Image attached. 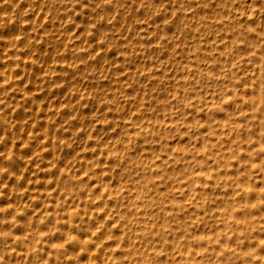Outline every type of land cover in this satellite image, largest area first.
I'll return each instance as SVG.
<instances>
[{
    "label": "bare ground",
    "instance_id": "1",
    "mask_svg": "<svg viewBox=\"0 0 264 264\" xmlns=\"http://www.w3.org/2000/svg\"><path fill=\"white\" fill-rule=\"evenodd\" d=\"M26 1H27V3H30L33 0H26ZM47 1H49L50 3H54L57 1L58 4L61 3L59 5H62V3L67 4V0H43L42 2L45 3ZM87 1H88V4L90 5L89 7L90 8L92 7V9H94L95 13L98 14V17H100L101 20L104 21L106 29L111 31V32L115 31L117 34H121V39L126 43L127 47L133 48L132 51L135 52V54H141L144 51V48H142L143 46L137 47L138 46L137 44H139L141 46V44L143 43L144 40H148L149 38L151 39L152 33L157 31V37L153 41L155 43L156 42L157 43L162 42V43L166 44L165 46L169 49V52H171L170 54H174V56L172 58L176 59L178 61V63L176 65H173V66H171V65L170 66H164V65H166V64H164L163 66L165 69L162 70V73H159L158 75L156 74L158 76L157 80H158L159 86L160 85L163 86L162 89H159L158 94L154 95L153 93H151L154 90L155 91L158 90V88H159V87H157L158 85L152 86L153 89H151V92H149V93H146V92L142 93L141 92L139 101H141V103H140L141 105L142 104L144 105V106H141L143 108H139L140 106L137 108V107H135L136 106L135 105L134 107L137 108L135 111H131L132 109L131 110L126 109L127 111L124 110L122 108L123 105L121 107L122 103H120V101L118 99L119 95H117V93L118 94L124 93L123 91H124V88H126V87H124L125 85L123 86V84H121V85L118 84V85H115L116 89H114V88H113L114 90L112 89L110 97H107L106 93L101 92L102 95L97 97V99L95 100L96 106L100 105L102 107L101 115H96V114L91 115L92 114L91 113L88 116V114H87L88 118H87V116H86V118L88 120H84L83 118H81V117H84L81 115V114H83V112L80 113L79 110H76L74 108H73L74 110H72V111H70V109H69L68 114L64 113L65 119H68V117L74 118V117H77L78 115L81 116L79 118H81V120H84L82 122L85 123V125H86V128L84 130L85 133L87 134L86 137H90L92 139V147H91L90 152H89L91 154V156H90V154H89V157H86L84 155V158H85L84 163L86 164V165H84L85 168L83 170L81 169L82 171L80 173H76L74 171L73 174L71 175V176H73L76 183L79 185L80 192L79 191L75 192L76 197H78V199H77V201L72 199L73 200L72 203H74L72 205L73 208H72V206H69L68 213L72 217L70 219H73L72 221L77 222L78 225L81 227H80V230L76 231L75 233H70L69 232L70 230L64 231V234L66 235V236H64L65 242H66V240H67V242L65 244L63 243L64 245H62V246H64L66 248V250L69 251V253H68L69 257H66V258H68L67 260H69V259L71 261L73 260L76 262V264L77 263L78 264H90V262L92 264H229L230 262L228 261V259L233 254H239L242 259L245 258L247 255H251V257L254 258L255 255L252 256V254L254 252L252 251V248H251L252 247V241H251L252 236H251V234H252L253 230L255 229L254 227L256 225H259L260 227L264 226V0H166L163 2H162V0H157L158 1V2L156 1L157 4L153 3L152 5H151L150 1L138 0L139 2L138 1L136 2L139 4L138 8L136 7L137 10H135L136 12L135 11L133 12L134 14H132V16L131 15L129 16L128 15L129 13L127 14L126 12L131 9L130 4L135 2V0H123L124 7L121 6L122 10L116 9L117 7H115V4L119 0H87ZM8 2H11V1H8ZM69 2H71V1L69 0ZM77 2H80V0ZM147 2L150 4H148L149 6L146 5L148 8L147 7L145 8V3H147ZM1 3H0V5H1ZM73 3H75V2H73ZM159 3H164L163 7L162 6L160 7ZM54 4H56V3H54ZM13 5H14V3H13ZM30 5L28 6V4H27V6L24 9L29 8ZM49 6H51V5L49 4ZM49 6H47V9ZM70 6H68V7H70ZM74 6H77V5H74ZM74 6L71 7L72 10L74 9ZM83 6H81V7H83ZM37 7L39 9V10L38 9L37 10L41 11L40 8H42V7L39 8L38 5H37ZM45 8H44V10H45ZM66 9L68 10V8H66ZM66 9H64V10H66ZM148 9H150L151 11H148ZM37 10H36V12H38ZM64 10H62V12ZM160 10L164 11L165 13L160 12ZM58 12L56 14L52 15V18L57 20V22H54L55 20L52 22L55 23V24L54 23L53 24H54V26L56 25V29L58 30L57 32L60 33V35H61L62 32H67L71 28V26L73 25V24H69V22H67V21H70L71 19L74 20V18H76V17H74V18L72 17V15H74L71 13L72 11L69 12L72 15L68 14L66 11H64L63 13L60 12V14ZM159 12L161 14H159ZM13 13H14V10H13ZM27 13H29V11ZM44 13H48V11L45 10ZM8 14H9V12H8ZM21 14L23 15L24 13L21 12ZM4 15H5V13H4ZM32 15H34V14H32ZM35 15H34V17H35ZM38 15H39V13H38ZM48 15L51 16L50 14H48ZM19 16H21V15L19 14L17 16V18ZM0 17H1V15H0ZM38 17H40V16H38ZM49 18H51V17H49ZM80 18H81V16H80ZM88 18H89V16H88ZM90 18H92V17H90ZM8 19H10V18H8ZM42 19H44V18H42ZM94 19H96V18H94ZM1 20L2 19H0V21ZM19 20H20V18H19ZM79 21L81 22V20H79ZM166 21L168 24L171 23L170 27L165 26ZM10 22H11V20H10ZM42 22H44V21H42ZM23 23H26V22L24 21L21 24H23ZM27 23H28V21H27ZM75 23H77V21ZM38 24H40V23H38ZM42 24L43 23H41V25ZM53 24L51 23V25H53ZM99 24L102 25L103 23L99 22ZM29 25L30 26L32 25V27H33L32 23ZM77 25L74 26V28L77 27ZM100 25H99V27H102ZM92 26H93V23H92ZM10 27L12 28L11 25H10ZM27 27H29V26H27ZM8 28H9V25H8L7 29ZM35 28H39V27H35ZM40 28L43 29V27H41V26H40ZM0 29L3 30V28H0ZM49 30H46V32H48ZM55 30H53V31L55 32ZM18 31H19V28H18ZM18 31L16 33H18ZM54 32H53V34H54ZM81 32H79L80 35L82 34ZM86 32L88 33V29H87V31H85V33ZM106 32L109 33L108 31H105V33ZM28 33H26V34H28ZM105 33H104V35H105ZM4 34H5V32H4ZM7 34H9V33H7ZM30 34H32V33H30ZM102 34H103V31L100 35H102ZM113 34H110V35L113 36ZM38 35H40V37L42 36L41 34H38ZM38 35H37V37H38ZM64 35H67L66 38L68 37V34L64 33ZM100 35L99 34H97V36L95 35L96 36L95 38L94 37L92 38L90 36L93 40L96 41L95 43H94V41H92V43H94V47L92 46L93 48H91V47L88 48L87 47L88 44L87 45L86 44L81 45V46L77 45V47L74 46L75 47L74 52L72 53L71 56H68L70 61H66L67 62L66 64H64L65 62L61 63L60 60H62V59H60L59 60L60 63H58V64H61V65L56 66L55 65L56 61H55L54 65L56 67H54L51 64L53 62L50 61L51 62L50 63L49 60L48 61L46 60L47 62L44 63L45 64L44 71L48 72V74L50 72L49 76L50 77L52 76V79L54 78V76H53L54 72H56V74H61V75L63 74L65 76V79H66V81H65L66 84H68V83L71 84V82L76 80L75 77H77V76L80 77V75H82V79L83 78H85V79L91 78V80L94 83H96V85H98L101 81V79H99V78H100V76H102V74L104 72L102 68H104L106 65L107 66L110 65L109 59L107 62V56L109 55L108 53L110 52L108 49L111 48L107 44H106V47L103 48L104 44H103L102 40H105V38L102 39V37ZM110 35H109V38H110ZM4 36H6V35H4ZM85 36H87V35H85ZM15 37H14V39H15ZM43 37L44 36H42V38ZM56 37L53 38V41L56 39ZM83 37L81 39H83ZM117 37H119V36H117ZM61 38L63 39L62 41L65 42V40H66V39H64L65 37L64 38L61 37ZM3 40H4V38H3ZM71 40H73V39H71ZM71 40H70V42H71ZM4 41H6V38ZM4 41L2 43H4ZM46 41H48V40H46ZM62 41H61V46L58 45V47H57V48H60V51H62V49H63L62 48ZM66 41L69 42L68 39ZM86 41H89V39ZM86 41L84 40V42H86ZM111 42H112V40H111ZM28 43H30V41H28ZM28 43H26V45L22 44V45H24L23 46L24 48H25V46L27 47V50H28V47H30V45L27 46ZM44 43H45V41H44ZM65 43L63 45L64 48H65ZM115 43L113 42V44H114L113 46H116ZM144 43H145V41H144ZM155 43H154V45L157 44V43L156 44ZM38 44H40V43H38ZM70 44H73V43H70ZM50 46H51V44H50ZM122 46H119V47L121 48ZM149 46L150 45H148L147 47L149 48ZM19 47L20 46H18V48ZM39 47H40V45L38 46V48ZM46 47H47V45H46ZM70 47H72V46H70ZM150 47H153V46H150ZM163 47H161V48H163ZM158 48H159V46H158ZM2 49L4 50L3 46H2ZM19 49H21V48H19ZM34 49H35V47H34ZM23 50L24 49H22V51ZM71 50L72 49H70L69 51H71ZM129 50H130V48H129ZM13 51H16V50H13ZM148 51L150 52V50H148ZM1 52H2V54H4L2 50H1ZM33 52H35V51H33ZM36 52H38V51H36ZM113 52L116 53L115 51H113ZM119 52H120V50H119ZM119 52H118V54H119ZM149 52H147V53H149ZM54 53H52V54H54ZM67 53L69 54L70 52H67ZM42 54H44V53L42 52ZM59 54H60V52H59ZM97 54L100 56V57H98V59L100 58L99 64H101L100 65L101 68L100 69L98 68V70L97 69L94 70L93 66L91 64L92 63L91 58H93V61H94L95 60L94 57ZM131 54H132V52H131ZM131 54H130V57H131ZM164 54H165V52H164ZM113 55H115V54H113ZM120 55H122V54H120ZM147 55H148V62H149L150 58H152V57L149 58V54H147ZM2 56H0V57H2ZM82 56L84 58H86L87 60L88 59H91V60H88V61L83 60L82 61L80 59ZM27 57H29L27 59H30V61H32L33 63L35 61L38 63L37 58H35L31 54H30V56L28 55ZM108 57H110V56H108ZM112 57H114V56H112ZM123 57H125V55ZM136 57H137V55H136ZM141 57H143V55L140 56L139 58L137 57L139 59V61L142 59ZM11 58H13V57H11ZM16 58H17V56H16ZM76 58L80 59L79 61H77L78 63L74 62ZM156 58H157L156 61H158V63H159V61H162V59L161 60L158 59V56L157 57L155 56V59ZM4 59L5 58L3 57V60ZM14 59H15V57H14ZM24 59L25 58H23V60ZM52 59H50V60H52ZM111 59H113V58H111ZM124 59H126V58H124ZM3 60H0L1 61V63H0V87H2V88H3L4 84L7 83V81H6L7 78L8 77L11 78L12 76H14L13 75L14 70L10 66V62L8 61L9 58H8V60L7 59L4 61ZM41 60H42V58H41ZM63 60H65V59H63ZM66 60H67V58H66ZM151 60H153V59H151ZM113 61H114V59H113ZM132 61H134V60L132 59ZM144 61H145V59H143L142 62H144ZM20 62H19V64H20ZM24 62H23V64H24ZM153 62H155V60ZM40 63L38 64L39 66H37V67H42V66H40ZM132 63L134 64V62H132ZM146 63H144V64H146ZM116 64H117V62H116ZM133 64H131V65H133ZM93 65H95V63ZM22 66H24V65H22ZM32 66H31V68H32ZM112 66L116 67L117 65L115 66V64H114ZM128 66H129V64H128ZM16 67H14V68H16ZM114 67L111 68V70L115 69ZM133 67H136V66H133ZM148 67H149V65H148ZM107 68H109V66ZM42 69H43V67H42ZM120 69H121V67H120ZM135 69H136V72H138L137 67ZM141 69L143 71V68H141ZM148 69H146V70H148ZM22 70L24 71L23 68H22ZM115 70H117V69H115ZM155 70H157V72H158V69H155ZM29 71L27 73H29ZM33 71H35V70H33ZM85 71H87L89 73H85ZM95 71H98L99 74H97ZM119 71H122V70H119ZM119 71H117V72H119ZM126 71H128V70H126ZM45 72H43V73L45 74ZM131 72H133V71L131 70ZM150 72H151V70H150ZM43 73H42V75H43ZM116 74H114V75L119 77L121 75V72H120V74H118V73H116ZM134 74H136V73H134ZM140 74H142V73H139V76H140ZM143 74H145V73H143ZM146 75H144V76H146ZM15 76H17V75H15ZM30 76L32 77V75H30ZM103 76H105V78H106L107 75L103 74ZM22 77L23 76H21L20 78H22ZM134 77H137V76H134ZM152 77L154 80V76H152ZM152 77H150V79ZM85 79H84V81H85ZM102 79H104V78H102ZM26 80H28V79H26ZM108 80H109V78L107 79V81ZM145 80H147L146 77H145ZM22 81H24V80H22ZM81 81H83V80H81ZM130 81H133V80H130ZM4 82H6V83H4ZM48 82H49V80H48ZM61 82H62V84L64 83V81H61ZM104 82H106V81H104ZM75 83H77V82H75ZM123 83H124V80H123ZM131 83L132 84H129V85L133 88L134 83L133 82H131ZM40 84H41V81H40ZM62 84H60V85H62ZM135 84H137V83H135ZM37 85H39V84L36 83L35 81H33V83L31 84L30 92H29L30 94L27 93L29 95H32L31 97H33V98H35L34 90H37ZM54 85H56V84H54ZM58 85L59 84H57V86ZM75 85H76V88H75L76 89L75 90L76 95L77 96L79 95V98L83 101L87 100L88 95H89V93L87 92L88 90L86 91L85 87H83V85L79 82ZM96 85H95V87H96ZM141 85L143 86V85H145V83H143ZM11 87L13 89V86H11ZM11 87H10V90H11ZM27 87H30V86H27ZM95 87H94V90L96 89ZM131 87H129V88H131ZM136 87H138V86H136ZM17 88L19 89V87H17ZM51 88H52V86H51ZM139 89L140 88L138 87L137 91ZM7 90H8V88H7ZM20 90L25 91V88H23V86H22L20 88ZM42 92H43V90H42ZM36 93H39V91H37ZM135 93H137V92H135ZM27 94H26V96H27ZM139 94H140V92H139ZM124 95H125V93H124ZM56 97H57V95H56ZM122 97H123V95H122ZM124 97H126V96H124ZM61 98H63V97H61ZM124 99H126V98H124ZM130 99L131 98L129 97L128 100H130ZM1 100H0V102H1ZM132 100H135V97H134V99L132 98ZM137 100H138V98L136 99V102H137ZM54 101H55V99H54ZM66 101H68V100H66ZM44 102H45V100H44ZM60 102H62V101H60ZM60 102H59V104H60ZM126 102L128 103V101H126ZM26 103H28V102H26ZM131 103H133V102H130V104ZM59 104H57V105L60 106ZM137 104H138V102H137ZM45 105L46 104H44V106ZM62 105H64V104H62ZM83 105H82V107H83ZM87 105H88V103H87ZM94 105H95V103H94ZM62 107H64V106H62ZM128 107H130V106H128ZM14 108H16V107L14 106ZM31 108H32V106H31ZM39 108H41V106L38 104L37 109L39 110ZM52 108H50V110ZM130 108H128V109H130ZM12 109H13V107H12ZM54 109H56V107H54ZM58 109H60V108H58ZM1 110H0V112H1ZM6 111H8V110L6 109ZM6 111H5V113H7ZM95 111L96 110H94V112ZM8 112L10 114L11 109ZM112 112H116V113L120 112L122 114L121 118H123V119H121L122 121L121 120L119 121L118 118H117V120L119 122H116V120L114 121L113 119H109V120L105 121L106 119H108L109 114ZM38 113L37 114L34 113V114L38 115ZM120 113L118 115H121ZM46 115L49 117L51 115V113L47 112ZM8 116L11 118V114ZM3 120H4V118H3ZM39 120H41V119H39ZM45 120H47V119H45ZM9 121L5 122V123H9ZM24 121H26V120H24ZM19 122L21 123V121H19ZM49 123H52V122H48V124ZM65 124L67 125V123H65ZM5 125H7V124H5ZM45 126H46V124H45ZM24 127H25V132L23 133V140L20 142L22 144L26 145L27 147H32L34 152L35 151L37 152L39 150L38 147H41V151H42V148L44 145L42 142L45 139V136H43V134L41 133L42 131L41 132H35L36 127L34 126V124L32 125L31 122H30V124H28ZM55 128L58 129L57 127H55ZM97 128H99L100 131L102 129L107 130L110 138H113V133L116 132L117 135L115 134V136H118V141L110 139V138L103 140L102 137L99 136V135H102L103 133L100 134L101 133L100 132L99 135H97V133H96ZM22 129H19V130L21 131ZM80 130H81V127H80ZM75 132H77V131H75ZM5 133H6V131H5ZM56 133H58L57 130H56ZM71 133L72 132H70V135H71ZM79 133L82 134V132H79ZM105 133L107 134V132H105ZM52 134H54V133H52ZM73 134H75V133H73ZM70 135H69V139H70ZM11 136L9 135V139ZM31 136H33L32 140L30 139ZM185 136H187V140H189L188 144L187 143L185 144L184 142H182V139L185 138ZM57 137L59 138V142H63V137L61 135L57 136ZM77 138H78V136H77ZM52 139H53V137L51 138V140ZM32 141H35L34 145H32L33 144ZM47 141L49 142L50 140H47ZM2 142H3V140H2ZM67 143H69V142L67 141ZM5 144H6V142H5ZM18 144H19V142H18ZM22 144H19V145L22 147L23 146ZM12 145H13V143H11V146ZM45 145H44V147H45ZM26 146H24V147H26ZM5 148H7V147H5ZM74 148H75V146H74ZM54 149H55V147H54ZM82 149L83 148L81 147V150ZM11 150H13V149H11ZM51 150H53V147ZM5 151L0 152V154L4 153ZM60 151H61V149H60ZM25 152H26V150H25ZM21 154L22 153H18L17 155L19 157H16L17 159L11 160V165H16V167L18 166V167L24 168L30 164L31 159H26V157L23 158V156ZM33 154L34 153H32V155ZM46 154H47V152H46ZM93 154H97L96 157L98 159L97 158L93 159ZM200 154H203L205 156V160H203L204 162H203L202 166L199 167V164H198V167L195 168L193 165L190 164V162L196 160L195 161V163H196L198 160V156ZM32 155H31V158H32ZM12 157H14V156H11L10 159ZM29 158H30V156H29ZM35 159H37V157ZM46 159H47V157H46ZM68 159H70V158H68ZM109 159L111 162V171L108 170V173L106 172L107 173L106 174L104 171L105 169L103 167H101L102 165H100L99 170L96 169L95 163H98V162L103 160L102 162L105 164L108 162ZM57 160H59V159H57ZM8 161H9V159H8ZM4 162H6V161H3V163ZM3 163H2V165H3ZM59 163H60V160H59ZM73 164H75V163H73ZM37 165H38V163H37ZM40 166H41V164H40ZM97 166H99V165H97ZM47 167H49V166H47ZM47 167H46V169H47ZM4 168H6V167H4ZM4 168H2V170ZM13 168H14V166H13ZM30 168H32V171H33V168H35V167L32 166ZM49 168H51V167H49ZM113 168H119L118 170L120 172H118V173L116 172L118 174V177L116 176L117 174H115V176H114V174L112 172ZM42 169H43V164H42ZM60 169H62V168H60ZM176 169H178V171H176ZM7 170H8V168H7ZM9 170H10L11 174H13V173L17 174V173H15L14 170H13L14 172L12 171V167H10ZM52 170H54V169H52ZM29 171H31V170L29 169ZM29 171H28V173H29ZM39 171H37V172H39ZM98 171H101V172L98 173ZM0 172H2V171H0ZM20 172L21 171L19 170V174L22 173V172L21 173ZM41 173H43V172H41ZM60 173L58 172V174H60ZM89 173L91 174V176H92V174L94 176L99 175V177H97V178H99L100 181H101V179H106L107 181L103 180V182H101V184L99 183L100 185L98 184L97 187H95V185L92 186V185L83 183V181H84L83 180V174H89ZM29 175H30V173H29ZM62 175L63 174H61V176ZM17 176L18 175H16L15 178H17ZM20 176H18V177H20ZM94 176H93V179H94ZM124 176H126L128 178V179H126V181L125 180L123 181ZM5 177H6V175H5ZM5 177H3V179ZM58 177L60 178L59 175H58ZM39 178H37V179H39ZM45 178H43V180ZM47 178H52V177H47ZM57 178H55V179H57ZM8 179L10 180V178H8ZM29 179H31V178H29ZM6 180H7V178H6ZM129 180H130V183H127ZM25 181H26L25 183L23 182L25 185L22 183L23 187H25V188H23V187L22 188H23V191H24V189H26L28 192L29 187L31 186L29 184L30 181L26 180V179H25ZM33 181H35V180H33ZM50 181L48 180L47 182H50ZM71 181H69V183ZM5 183H6V185H8L7 184L8 182H5ZM91 183H93V180ZM115 183H117V184H115ZM2 184H1V186H2ZM34 184H35V182H34ZM46 184H48V183H45V185ZM56 186L58 187V185H56ZM2 187H4V185ZM6 188H10V187L6 186ZM33 190H36V189H33ZM72 190L74 191V189H72ZM2 191H4L6 194L5 190H2ZM33 192L34 191H32L31 193H33ZM42 192H44V191H42ZM45 192L47 193V191H45ZM28 194H29V192H28ZM58 194H60V193H58ZM12 195L13 194H11V196ZM181 195H184V197L180 198L179 196H181ZM9 196L7 195V197H9ZM48 196H50V195H48ZM20 197H19V199H20ZM39 197H40V195H39ZM39 197L36 198L34 196V197H32V199H30V200H33L32 204L34 206L38 205L39 203H42V204L44 203L43 200L45 198L42 197V199H40ZM70 197H74V196L70 195ZM124 198H126V200H124ZM7 201L8 200H6V202ZM9 201H11V200L9 199ZM180 202H182V203H180ZM10 203H9V205H10ZM55 203H57V202H55ZM63 203L64 202H62V204ZM17 204H19V203H17ZM42 204L40 205L41 207H42ZM49 204H52V203H49ZM5 205H7V204H5ZM22 205H26V204L23 202ZM33 205H31V206H33ZM40 206H38V207H40ZM15 207H16V209L19 210V211H17V212H19V214L22 212V213L27 215L29 213V211L31 210L30 209L31 207H29V206L28 207L27 206L21 207L20 204H19V207L15 204ZM15 207L13 205V209H15ZM43 207L45 208V206H43ZM49 208H50V206H49ZM2 209H3V207L1 208V210ZM30 215H32V213ZM21 216H22V214H21ZM30 218H31V216H30ZM50 219H51V217H50ZM26 220H24V221H26ZM31 220L33 221V219H31ZM66 220H68V219H66ZM1 221H2V219H1ZM37 221H38V219H37ZM34 222H36V221H34ZM56 223H58V222H56ZM67 223H69V222H67ZM43 225L45 226L46 224H43ZM53 225H57V224H53ZM75 225H76V223H75ZM70 227H72V226H70ZM24 228L25 227L23 226V229ZM63 228H65V227H63ZM33 230H34V227H33ZM52 231H55V230H52ZM52 231L50 233H52ZM36 232H37V230H36ZM39 233H40L41 237L44 235V234L42 235L41 232H39ZM27 234H28V232H27ZM46 234H47V232H46ZM261 234H262V232H261ZM15 235L16 234H14V236ZM17 235L19 238V234H17ZM40 235H39V237H40ZM16 236H15V238H16ZM24 237L25 236H23V238ZM27 237H28V235H27ZM27 237H25V238H27ZM36 237H38V236H36ZM59 237H57V239ZM260 238H261V235H260ZM9 239H10V237H9ZM261 240H262V238H261ZM261 240H259L258 242H260ZM57 242L59 243L58 245L61 246V239H59ZM21 243H23V242H21ZM34 243H35V240H34ZM37 243L38 242L36 240V244ZM53 245H55V243H53ZM53 245H50V246L53 247ZM14 246H15V244H14ZM5 248H6V246H5ZM15 249H17V248H15ZM21 249H23V248H21ZM32 249L33 248L30 247L29 252H31ZM45 249H46V247H45ZM47 249H48V247H47ZM49 249H53V248H49ZM12 250H13V248H12ZM18 250H20V249H18ZM261 250H262V248H261ZM25 251L24 252L20 251L14 257L10 258L8 264H29V263H27V259H26L27 254L25 253ZM38 253H40V252H38ZM50 253L51 252H49V254ZM41 254H42V252H41ZM42 255L44 256V254H42ZM256 256L259 257V256H262V254L261 255L257 254ZM3 257H4V255H3ZM263 257H264V255H263ZM35 258H36V256H35ZM230 258L233 259L232 257H230ZM262 258H261V260H262ZM4 259H6V258H4ZM32 259H33V257H32ZM235 259H237V258H235ZM28 260H30V259H28ZM247 261H249V260H247ZM251 261H250V263H251ZM34 262H35V260H34ZM41 262H43V261L40 260L39 263H41ZM256 262H257V260H256ZM247 264H249V263H247Z\"/></svg>",
    "mask_w": 264,
    "mask_h": 264
},
{
    "label": "rangeland",
    "instance_id": "2",
    "mask_svg": "<svg viewBox=\"0 0 264 264\" xmlns=\"http://www.w3.org/2000/svg\"><path fill=\"white\" fill-rule=\"evenodd\" d=\"M8 1H11V2H8ZM18 1V2H17ZM23 1V2H22ZM34 1V2H33ZM32 2H30V3H27V1L26 0H0V3H1V5H0V15H1V17H0V19H2L1 21H0V28H3V30L2 29H0V38L2 39H0V49L3 51V53L5 54H2V52H1V50H0V56H2V57H0V60H3V57L5 58L4 60H8V58H9V62H10V66L13 68V72L15 73H13V75L15 76V75H17V76H12L11 78H7V83L6 82H4V83H6V84H4V86H3V88L2 87H0V100H1V102H0V108L2 109H0L1 110V112H0V122L2 123H0V152H3V151H5L4 153H1L0 154V171H2V172H0V264H8L9 263V259L10 258H12V257H14L17 253H19L20 251L21 252H24L25 250V253L27 254V256H26V259H27V263H31V264H38L39 262H40V260L41 261H43V262H41V263H39V264H76V262L75 261H71L70 259L69 260H67L68 258H66V257H69V251L68 250H66V248L64 247V246H62V245H64L66 242H67V240H66V242H65V237L64 236H66L65 234H64V231H69L70 233H75L76 231H78V230H80V227L81 226H79L78 225V223L77 222H74V221H72L73 219H70V218H72L70 215H69V213H68V208H69V206H72L74 203H72L73 202V200H75V201H77V199H78V197H76V194H75V192L76 191H79L80 192V187H79V185L76 183V181L74 180V178H73V176H71L72 174H73V172L75 171L76 173H80L84 168H85V166L84 165H86L85 163H84V155L86 156V157H89V152H90V149H91V147H92V139L90 138V137H86L87 136V134L85 133V128H86V125H85V123H83L82 121H84V120H88L87 118H88V116L91 114V115H94V114H96V115H101V112H102V107L100 106V105H97L96 106V102H95V100L97 99V97H99V96H101L102 95V93L101 92H104V93H106V96L107 97H110L111 96V91H112V89L114 88V89H116V86L115 85H118V84H123V86L124 87H126V88H124V93H125V95H124V93H120V94H118L117 93V95H119V97H118V99H119V101H120V103H122L121 104V107H122V105H123V109L124 110H131V111H135L139 106V108H143V107H141V106H144L143 104L141 105L140 103H141V101H139V98H140V95H141V92L143 93V92H146V93H149V92H151V89H153L152 88V86H154V85H158L157 87H159L158 88V92L157 91H152L151 93H153L154 95H156V94H158L159 93V89H162V87L163 86H159V83H158V74L159 73H162V70L163 69H165L164 68V66H173V65H176L177 63H178V61L176 60V59H174V58H172L173 56H174V54H170L171 52H169V49L165 46L166 44H164V43H162V42H160V43H155L153 40H155V38L157 37V31H155V32H153L152 33V36H151V39L149 38L148 40H144L145 41V43H144V41H143V43L141 44V46L139 45V44H137L138 46L137 47H142V48H144V51H143V53H141V54H135V52H133L132 51V49L133 48H131V47H127V45H126V43L121 39V34H117L115 31L114 32H111V31H109V30H107L106 29V27H105V24H104V21L103 20H101V18L100 17H98V14L97 13H95V11H94V9H92V7L90 8L89 6V4H88V1L87 0H80V2H77V1H79V0H70L71 2H69V0H67V4H65V3H62V5H59V4H61V3H57V1L56 2H54V3H56V4H54V3H50L49 1H47V2H45V3H43L42 1L43 0H33ZM138 0H135V2H133L132 4H130V6H131V9L129 10V11H127L126 13L130 16H132V14H134L133 12L135 11V10H137V8H138V3H136ZM146 1V0H145ZM147 1H150L151 2V5L153 4V3H156L157 4V0H147ZM157 1V2H156ZM163 1H166V0H162V2ZM7 2V3H6ZM14 3V5H13V3ZM17 2V3H16ZM73 2H75V3H73ZM139 2V1H138ZM12 5H11V4ZM24 5H23V4ZM35 3V4H34ZM48 3V4H47ZM79 3V4H78ZM85 3V4H84ZM27 4H28V6L30 5V7L29 8H26V9H24L26 6H27ZM40 4V5H39ZM42 4V5H41ZM49 4L51 5V6H49ZM81 4V5H80ZM120 4V5H119ZM148 4H150V3H145V8L147 7V6H149ZM163 4L164 3H159V5H160V7L162 6L163 7ZM21 5V6H20ZM23 5V6H22ZM37 5L39 6V8L40 7H42V8H40V10L41 11H38L39 9H38V7H37ZM71 5V6H70ZM74 5H77V6H74ZM84 5V6H83ZM86 5V6H85ZM88 5V6H87ZM137 5V6H136ZM147 5V6H146ZM14 6V7H13ZM47 6H49L48 7V9H47ZM68 6H70V7H68ZM72 6H74V9L72 10ZM81 6H83V7H81ZM121 6H123L124 7V2H123V0H119L116 4H115V7H117L116 9H121L122 10V7ZM135 8H134V7ZM22 7V8H21ZM46 7V8H45ZM56 7V8H55ZM76 7V8H75ZM80 7V8H79ZM137 7V8H136ZM11 8V9H10ZM18 8V9H17ZM33 8V9H32ZM44 8H45V10L46 11H48V13H44L45 12V10H44ZM55 8V9H54ZM66 8H68V10L66 9ZM133 8V9H132ZM141 8V7H140ZM148 8V7H147ZM24 9V10H23ZM29 9V10H28ZM38 9V10H37ZM43 9V10H42ZM64 9H66V10H64ZM81 9V10H80ZM7 10V11H6ZM11 10V11H10ZM13 10H14V13H13ZM23 12L24 14L22 15L21 14V12ZM32 10V11H31ZM35 10V11H34ZM36 10L38 11V12H36ZM56 12H55V11ZM62 10H64V11H66L68 14H74V15H72V17L74 18V17H76V18H74V20L73 19H71L70 21H67V22H69V24H73L72 26H71V28L67 31V32H62V34L60 35V33H58L57 31V29H56V25L54 26V22H57V20H55V19H53L52 18V15L53 14H56L58 11V13L60 14V12L61 13H63L62 12ZM72 12H71V11ZM80 10V11H79ZM93 10V11H92ZM132 10V11H131ZM3 11V12H2ZM16 11V12H15ZM29 11V13H27ZM76 13H74V12ZM131 11V12H130ZM148 11H151L150 9H148ZM8 12H9V14H8ZM12 12V13H11ZM36 12V13H35ZM69 12H71V13H69ZM136 12V11H135ZM160 12H162V13H165L164 11H162V10H160ZM159 12V14H161ZM3 13V14H2ZM4 13H5V15H4ZM38 13H39V15H38ZM78 13V14H77ZM21 15V16H19L18 18H17V16L18 15ZM30 14V15H29ZM32 14H36L35 15V17H34V15H32ZM46 14V15H45ZM48 14H50L51 16H49ZM82 14V15H81ZM88 14V15H87ZM97 14V15H96ZM9 17H8V16ZM12 17H11V16ZM42 15V16H41ZM49 17H51V18H49ZM164 15V14H163ZM3 16V17H2ZM33 16V17H32ZM38 16H40V17H38ZM80 16H81V18H80ZM88 16H89V18H88ZM90 17H92V18H90ZM8 18H10V19H8ZM17 18V19H16ZM19 18H20V20H19ZM31 18V19H30ZM41 18V19H40ZM42 18H44V19H42ZM84 18V19H83ZM87 18V19H86ZM94 18H96V19H94ZM133 18V17H132ZM160 18V17H159ZM15 19V20H14ZM51 19V20H50ZM53 19V20H52ZM98 19V20H97ZM161 19V18H160ZM10 20H11V22H10ZM14 20V21H13ZM35 22H34V21ZM55 20V21H54ZM79 20H81V22L79 21ZM101 20V21H100ZM17 23H16V22ZM20 21V22H19ZM26 22V23H23V24H21L22 22ZM27 21H28V23H27ZM33 21V22H32ZM42 21H44V22H42ZM52 21H54V22H52ZM74 21V22H73ZM77 21V23H75ZM79 21V22H78ZM2 22V23H1ZM10 22V23H9ZM14 22V23H13ZM33 24V27H32V25L30 26L29 24H31V23ZM37 22V23H36ZM48 22V23H47ZM88 22V23H87ZM93 23V26H92V23ZM99 22L100 23H103L102 25H100L99 24ZM13 23V24H12ZM19 23V24H18ZM38 23H40V24H38ZM41 23H43L42 25H41ZM45 23V24H44ZM51 23L53 24V25H51ZM75 23V24H74ZM81 23V24H80ZM91 23V24H90ZM9 25V30L7 29V27H8V25ZM18 24V25H17ZM48 24V25H47ZM79 26H78V25ZM85 24V25H84ZM92 26H90V25ZM100 26H102V27H99V25ZM171 24V23H170ZM170 24H168L167 23V21H166V23H165V26H168V27H170ZM7 25V26H6ZM10 25L12 26V28L10 27ZM23 25V26H22ZM77 25V27H75L74 28V26H76ZM6 26V27H5ZM22 26V27H21ZM27 26H29V27H27ZM40 26L41 27H43V29L42 28H40ZM45 26V27H44ZM84 26V27H83ZM104 26V27H103ZM24 27V28H23ZM35 27H39V28H35ZM49 27V28H48ZM52 27V28H51ZM81 27V28H80ZM99 27V28H98ZM16 28V29H15ZM18 28H19V31H18ZM93 28V29H92ZM98 28V29H97ZM101 28V29H100ZM12 29V30H11ZM14 29V30H13ZM33 29V30H32ZM51 31H50V30ZM56 29V30H55ZM77 29V30H76ZM84 29V30H83ZM87 29H88V33L86 34L85 33V31H87ZM95 29V30H94ZM101 31H100V30ZM31 30V31H30ZM45 30V31H44ZM46 30H49L48 32H46ZM53 30H55V32L53 31ZM74 30V31H73ZM76 30V31H75ZM108 31L109 33H105V31ZM2 31V32H1ZM10 31V32H9ZM13 31V32H12ZM18 31V33H16ZM34 33H33V32ZM82 31V32H81ZM93 31V32H92ZM102 31H103V34L102 35H100L101 33H102ZM4 32H5V34H4ZM12 32V33H11ZM29 32V33H28ZM37 32V33H36ZM53 32H54V34H53ZM79 32H81L82 34L80 35L79 34ZM100 32V33H99ZM7 33H9V34H7ZM26 33H28V34H26ZM30 33H32V34H30ZM45 35H44V34ZM64 33L65 34H68V37L66 38V36L67 35H64ZM75 33V34H74ZM93 33V34H92ZM104 33H105V35H104ZM114 33V34H113ZM6 35V36H4V35ZM18 36H17V35ZM35 36H34V35ZM38 34H41L42 36H44L43 38H42V36L40 37V35H38ZM56 34V35H55ZM59 34V35H58ZM97 34H99L101 37H102V39L103 38H105V40H102V42H103V44H104V46H103V48L104 47H106V44L109 46V47H111V48H109L108 50L110 51L108 54V56H110V57H108L107 56V62H108V59H109V63H110V65H108L109 66V68H107L108 66L106 65L104 68H102L103 69V71L106 73H104L103 72V74L104 75H107L106 76V78H105V76H103V74H102V76H100V78L99 79H101V81H100V83L98 84V85H96V83H94L92 80H91V78L90 79H85V78H83L82 79V75H80V77L79 76H77V77H75V81H73V82H71V84L70 83H68V84H66V79H65V76L62 74H56V72H54L53 73V76H54V78L52 79V76L50 77L49 76V74H50V72H49V74H48V72H45L44 71V68H45V62H47L48 60H49V62L51 61V62H53V63H51L52 64V66H54V67H56L57 65L59 66V65H61V64H58V63H60V61H61V63H64V64H66L67 62L66 61H70V59L68 58V56H71L72 55V53L74 52V49H75V47H77V45L78 46H81V45H87V47L89 48V47H91V48H93L94 47V43L96 42L95 40H93L92 38L94 37H96L97 36ZM110 34H113V36L112 35H110ZM116 34V35H115ZM3 35V36H2ZM37 35H38V37H37ZM53 37H52V36ZM58 35V36H57ZM85 35H87V36H85ZM96 35V36H95ZM105 37H104V36ZM109 35H110V38H109ZM16 36V37H15ZM24 36V37H23ZM57 36V37H56ZM77 38H76V37ZM81 36V37H80ZM84 36V37H83ZM90 38H89V37ZM117 36H119V37H117ZM4 38V40H5V38H6V41H4L3 40V38ZM14 37H15V39H14ZM28 39H27V38ZM34 37V38H33ZM40 37V38H39ZM50 37V38H49ZM56 37V41L54 40L53 41V38H55ZM61 37H65L64 39H68L69 40V42H70V40L71 39H73V40H71V42L70 43H73V44H70L69 42H67L66 40H65V42H63L62 40V38ZM80 37V38H79ZM83 37V39L86 41V40H88L89 39V41H86V42H84V40L83 39H81ZM87 37V38H86ZM114 37V38H113ZM117 37V38H116ZM154 37V38H153ZM17 38V39H16ZM47 38V39H46ZM61 38V39H60ZM75 38V39H74ZM86 38V39H85ZM112 38V39H111ZM9 39V40H8ZM37 39V40H36ZM109 39V40H108ZM117 39V40H116ZM32 40V41H31ZM39 40V41H38ZM46 40H48V41H46ZM51 40V41H50ZM77 40V41H76ZM82 40V41H81ZM107 40V41H106ZM111 40H112V42H111ZM115 40V41H114ZM151 40V41H150ZM4 41V43H2ZM28 41H30V43H28ZM38 41V42H37ZM43 41V42H42ZM44 41H45V43H44ZM59 41V42H58ZM61 41H62V51H60V48H57L58 47V45L59 46H61ZM92 41H94V43H92ZM148 41V42H147ZM6 42V43H5ZM58 42V43H57ZM75 42V43H74ZM89 42V43H88ZM113 42L115 43V45L116 46H113L114 44H113ZM153 42V43H152ZM9 43V44H8ZM14 43V44H13ZM26 43H28L27 44V46H29L30 45V47H28V50H27V47L25 46V48L23 47L24 45H26ZM38 43H40V44H38ZM42 43V44H41ZM55 43V44H54ZM64 43H65V48L63 47V45H64ZM92 43V44H91ZM123 45H121V44ZM154 43L156 44V45H154ZM22 44H24V45H22ZM50 44H51V46H50ZM11 45V46H10ZM14 45V46H13ZM40 45V47L38 48V46ZM46 45H47V47H46ZM148 45H150V46H153V47H150L149 46V48L147 47ZM164 47H163V46ZM2 46H3V48H4V50L2 49ZM18 46H20L19 48H21V49H19L18 48ZM22 46V47H21ZM55 48H54V47ZM70 46H72V47H70ZM75 46V47H74ZM93 46V47H92ZM119 46H122L121 48L119 47ZM158 46H159V48H158ZM10 47V48H9ZM17 47V48H16ZM34 47H35V49H34ZM161 47H163V48H161ZM12 48V49H11ZM30 48V49H29ZM38 48V49H37ZM45 48V49H44ZM72 49L71 51H69L70 49ZM116 48V49H115ZM120 48V49H119ZM129 48H130V50H129ZM166 50H165V49ZM22 49H24L23 51H22ZM40 49V50H39ZM115 49V50H114ZM127 49V50H126ZM150 50V52L148 51V50ZM153 49V50H152ZM13 50H16V51H13ZM119 50H120V52H119ZM123 50V51H122ZM147 50V51H146ZM10 51V52H9ZM33 51H35V52H33ZM36 51H38V52H36ZM55 53H54V52ZM65 51V52H64ZM113 51H115L116 53H114ZM162 51V52H161ZM30 52V53H29ZM42 52L44 53V54H42ZM46 52V53H45ZM59 52H60V54H59ZM67 52H70L69 54L67 53ZM118 52H119V54H118ZM130 52V53H129ZM131 52H132V54H131ZM147 52H149V53H147ZM164 52H165V54H164ZM168 52V53H167ZM29 53V54H28ZM34 53V54H33ZM36 53V54H35ZM52 53H54V54H52ZM111 53V54H110ZM157 53V54H156ZM163 53V54H162ZM7 54V55H6ZM30 54L32 55V56H34L35 58H37V61H38V63L35 61L34 63L32 62V61H30V59H27V58H29V57H27L28 55L30 56ZM43 56H42V55ZM53 56H52V55ZM68 54V55H67ZM113 54H115V55H113ZM117 54V55H116ZM120 54H122V55H120ZM125 55V57H123L124 55ZM127 54V55H126ZM130 54H131V57H130ZM147 54H149V58L150 57H152V58H150V60H149V62H148V55ZM155 54V55H154ZM159 54V55H158ZM170 56H169V55ZM9 55V56H8ZM22 55V56H21ZM47 55V56H46ZM52 57H51V56ZM120 55V56H119ZM134 55V56H133ZM136 55H137V57L139 58L140 56H142L143 55V57H141L140 59V61H139V59L136 57ZM151 55V56H150ZM8 56V57H7ZM16 56H17V58H16ZM19 56V57H18ZM37 56V57H36ZM40 56V57H39ZM42 56V57H41ZM112 56H114V57H112ZM117 56V57H116ZM155 56L157 57L158 56V59H162V61H159V63H158V61H156L157 60V58L155 59ZM168 58H167V57ZM179 56V55H178ZM11 57H13V58H11ZM14 57H15V59H14ZM21 57V58H20ZM50 57V58H49ZM98 57H100L98 54L94 57V61H93V58H91L92 59V66H93V69L94 70H98V68L100 69L101 67H100V65L101 64H99L100 63V58L98 59ZM123 57V58H122ZM136 57V58H135ZM2 58V59H1ZM23 58H25L24 60H23ZM41 58H42V60H41ZM53 58V59H52ZM66 58H67V60H66ZM80 58V57H79ZM111 58H113L114 59V61H113V59H111ZM118 58V59H117ZM124 58H126V59H124ZM147 58V59H146ZM172 58V59H171ZM50 59H52V60H50ZM60 59H62V60H60ZM63 59H65V60H63ZM78 58H76L75 59V61L74 62H77V61H79L80 59L83 61H88V60H91V59H86V58H84L83 56L80 58V59H78ZM97 59V60H96ZM120 59V60H119ZM123 59V60H122ZM132 59L134 60V61H132ZM143 59H145V61L144 62H142L143 61ZM151 59H153V60H151ZM3 60V61H4ZM29 60V61H28ZM47 60V61H46ZM60 60V61H59ZM129 60V61H128ZM137 60V61H136ZM155 60V62H153ZM16 61V62H15ZM21 61V62H20ZM24 62V64H23V62ZM41 63H40V62ZM55 61H56V64H55ZM63 61V62H62ZM81 61V62H82ZM134 62V64L132 63V62ZM151 61V62H150ZM164 61V62H163ZM177 61V62H176ZM19 62H20V64H19ZM32 62V63H31ZM116 62H117V64H116ZM119 62V63H118ZM122 62V63H121ZM139 62V63H138ZM147 62V63H146ZM0 63H1V61H0ZM31 63V64H30ZM37 63V64H36ZM40 63V66H42L43 67V69H42V67H37V66H39L38 64ZM78 63V62H77ZM84 63V62H83ZM95 63V65H93ZM124 63V64H123ZM144 63H146V64H144ZM150 63V64H149ZM13 64V65H12ZM17 64V65H16ZM19 64V65H18ZM44 64V65H43ZM56 66H55V65ZM115 64V66L117 67H114V66H112V65H114ZM119 64V65H118ZM123 64V65H122ZM128 64H129V66H128ZM131 64H133V65H131ZM144 66H142V65ZM164 64H166V65H164ZM17 67H16V66ZM22 65H24V66H22ZM34 67H33V66ZM148 65H149V67H148ZM164 65V66H163ZM16 67V68H14V67ZM31 66H32V68H31ZM98 66V67H97ZM112 66V67H111ZM133 66H136L137 67V71L138 72H136V67H133ZM152 66V67H151ZM21 67V68H20ZM96 67V68H95ZM115 68V69H117V70H115V69H113V70H111V68ZM120 67H121V69H120ZM18 68V69H17ZM20 68V69H19ZM22 68L24 69V71L22 70ZM37 68V69H36ZM141 68H143V71H142V69ZM148 69V70H146V69ZM151 68V69H150ZM154 68V69H153ZM106 69V70H105ZM133 71V72H131V70ZM135 69V70H134ZM154 71H153V70ZM155 69H158V72H157V70H155ZM30 70V71H29ZM33 70H35V71H33ZM119 70H122V71H119ZM126 70H128V71H126ZM130 70V71H129ZM146 70V71H145ZM150 70H151V72H150ZM29 71V73H27ZM112 71V72H111ZM117 71H119V72H117ZM140 71V72H139ZM142 71V72H141ZM149 71V72H148ZM153 71V72H152ZM23 72V73H22ZM43 72H45V74L43 73ZM97 74H99V72L98 71H95ZM108 72V73H107ZM120 72H121V77L119 76H115L114 74H116V73H118V74H120ZM124 72V73H123ZM127 72V73H126ZM147 72V73H146ZM22 75H21V74ZM42 73H43V75H42ZM85 73H89V72H87V71H85ZM123 73V74H122ZM132 75H131V74ZM134 73H136V74H134ZM139 73H142V74H140V76H139ZM143 73H145V74H143ZM153 73V74H152ZM29 74V75H28ZM39 74V75H38ZM55 74V75H54ZM129 74V75H128ZM147 74V75H146ZM157 74V75H156ZM29 77H28V76ZM30 75H32V77L30 76ZM59 75V76H58ZM114 75V76H113ZM117 75V74H116ZM144 75H146V76H144ZM21 76H23L22 78H20ZM125 76V77H124ZM133 78H132V77ZM134 76H137V77H134ZM140 78H139V77ZM144 76V77H143ZM148 76V77H147ZM152 76H154V80H153V77ZM157 76V77H156ZM14 77V78H13ZM36 77V78H35ZM39 77V78H38ZM49 77V78H48ZM128 77V78H127ZM145 77H146V79L147 80H145ZM150 77H152L151 79H150ZM156 77V78H155ZM13 78V79H12ZM33 78V79H32ZM41 78V79H40ZM43 78V79H42ZM57 78V79H56ZM64 78V79H63ZM102 78H104V79H102ZM109 78V82L107 81V79ZM117 78V79H116ZM132 78V79H131ZM144 78V79H143ZM24 80V81H22V80ZM26 79H28V80H26ZM35 79V80H34ZM84 79H85V81H84ZM124 80V83H123V80ZM135 79V80H134ZM48 80H49V82H48ZM81 80H83V81H81ZM127 80V81H126ZM130 80H133V81H130ZM138 80V81H137ZM153 80V81H152ZM28 81V82H27ZM33 81H35L36 83H38L39 85H37V90H34V94H35V98H33V97H31L32 95H29L30 93V89H31V84L33 83ZM38 81V82H37ZM40 81H41V84H40ZM47 81V82H46ZM60 81V82H59ZM61 81H64V83L62 84V82ZM90 81V82H89ZM104 81H106V82H104ZM118 81V82H117ZM120 81V82H119ZM136 81V82H135ZM143 81V82H142ZM145 81V82H144ZM15 84H14V83ZM24 82V83H23ZM75 82H79V83H81L82 85H83V87H85V90L89 93V95H88V99L87 100H85V101H83V100H81L80 98H79V95L77 96L76 95V85L75 84H77V83H75ZM88 82V83H87ZM116 82V83H115ZM131 82H133L134 84H133V88L129 85V84H132ZM142 82V83H141ZM147 82V83H146ZM23 83V84H22ZM26 83V84H25ZM28 83V84H27ZM56 84V85H54V84ZM107 83V84H106ZM112 83V84H111ZM128 83V84H127ZM135 83H137V84H135ZM141 83V84H143V83H145V85H139V84ZM152 83V84H151ZM53 84V85H52ZM57 84H59L58 86H57ZM60 84H62V85H60ZM70 84V85H69ZM147 84V85H146ZM10 85V86H9ZM21 85V86H20ZM85 85V86H84ZM94 85V86H93ZM95 85H96V87H95ZM109 85V86H108ZM112 85V86H111ZM149 85V86H148ZM11 86H13V89H12V87ZM23 86V88H25V91L23 90H20V88ZM27 86H30V87H27ZM51 86H52V88H51ZM136 86H138L140 89L137 91V88L138 87H136ZM151 86V87H150ZM167 86V85H166ZM10 87H11V90H10ZM17 87H19V89L17 88ZM51 89H50V88ZM90 87V88H89ZM94 87L96 88L95 90H94ZM106 87V88H105ZM129 87H131V88H129ZM161 87V88H160ZM7 88H8V90H7ZM29 88V89H28ZM40 88V89H39ZM49 88V89H48ZM100 88V89H99ZM129 88V89H128ZM146 88V89H145ZM39 89V90H38ZM46 89V90H45ZM49 91H48V90ZM109 89V90H108ZM113 89V90H114ZM3 90V91H2ZM42 90H43V92H42ZM70 90V91H69ZM132 90V91H131ZM135 90V91H134ZM141 90V91H140ZM143 90V91H142ZM21 91V92H20ZM37 91H39V93H36ZM67 91V92H66ZM69 91V92H68ZM73 91V92H72ZM100 91V92H99ZM5 94H4V93ZM8 92V93H7ZM66 92V93H65ZM133 92V93H132ZM135 92H137V93H135ZM139 92H140V94H139ZM27 93H29V94H27ZM50 93V94H49ZM64 93V94H63ZM68 93V94H67ZM95 93V94H94ZM101 93V94H100ZM135 93V94H134ZM3 94V95H2ZM10 94V95H9ZM24 94V95H23ZM26 94H27V96H26ZM40 96H39V95ZM46 94V95H45ZM128 94V95H127ZM131 94V95H130ZM162 94V93H161ZM16 95V96H15ZM23 95V96H22ZM29 95V96H28ZM37 95V96H36ZM56 95H57V97H56ZM66 95V96H65ZM76 95V96H75ZM122 95H123V97L124 96H126V97H124V98H126V99H124L123 97H122ZM137 95V96H136ZM11 96V97H10ZM39 96V97H38ZM49 96V97H48ZM51 96V97H50ZM71 96V97H70ZM94 96V97H93ZM133 96V97H132ZM19 97V98H18ZM46 97V98H45ZM61 97H63V98H61ZM77 97V98H76ZM129 97L131 98L130 100H128L129 99ZM134 97H135V100H132V98L134 99ZM33 98V99H32ZM50 98V99H49ZM128 98V99H127ZM138 98V100H137V102H138V104H137V102H136V99ZM7 99V100H6ZM47 99V100H46ZM54 99H55V101H54ZM124 99V100H123ZM44 100H45V102H44ZM66 100H68V101H66ZM70 100V101H69ZM3 101V102H2ZM12 101V102H11ZM39 101V102H38ZM54 101V102H53ZM60 101H62V102H60ZM123 101V102H122ZM126 101H128V103L126 102ZM9 102V103H8ZM11 102V103H10ZM26 102H28V103H26ZM59 102H60V104H59ZM130 102H133V103H131L130 104ZM136 102V103H135ZM16 103V104H15ZM18 103V104H17ZM24 105H23V104ZM31 103V104H30ZM41 106V108H39V110L37 109V107H38V104ZM42 103V104H41ZM46 104L45 106H44V104ZM59 104L60 106H58L57 104ZM64 104V105H62V104ZM76 103V104H75ZM87 103H88V105H87ZM94 103H95V105H94ZM9 104V105H8ZM23 106H22V105ZM85 106H84V105ZM129 104V105H128ZM6 105V106H5ZM18 105V106H17ZM22 107H21V106ZM48 105V106H47ZM51 105V106H50ZM64 106V107H62V106ZM70 105V106H69ZM82 105H83V107H82ZM91 105V106H90ZM94 105V106H93ZM133 105V106H132ZM136 105V106H135ZM2 106V107H1ZM9 106V107H8ZM14 106L16 107V108H14ZM25 106V107H24ZM31 106H32V108H31ZM81 106V107H80ZM104 106V105H103ZM128 106H130V107H128ZM137 107V108H135V107ZM9 111L10 109H11V118L8 116V115H10L9 114V112L8 111H6V109ZM12 107H13V109H12ZM24 107V108H23ZM47 107V108H46ZM52 108L51 110H50V108ZM54 107H56V109H54ZM62 107V108H61ZM89 107V108H88ZM94 109H93V108ZM97 107V108H96ZM31 108V109H30ZM58 108H60V109H58ZM76 109V110H79L80 111V113L81 112H83V114H81L82 116H84V117H81V116H77V117H74V118H69L68 117V119H65L64 118V113L65 114H68L69 113V109H70V111H72V110H74V109ZM91 108V109H90ZM96 108V109H95ZM128 108H130V109H128ZM4 109V110H3ZM64 109V110H63ZM66 109V110H65ZM82 109V110H81ZM134 109V110H133ZM14 110V111H13ZM31 110V111H30ZM46 110V111H45ZM58 110V111H57ZM63 110V111H62ZM93 110V111H92ZM94 110H96L95 112H94ZM126 110V111H127ZM5 111L7 112V113H5ZM30 111V112H29ZM52 111V112H51ZM38 113V115H36V114H34V113ZM47 112H50L51 113V115L48 117L46 114H47ZM46 113V114H45ZM54 113V114H53ZM120 113V112H119ZM119 113H116V112H112V113H110L109 114V117H108V119H106L105 121H107V120H109V119H113L114 121L116 120V122H119L121 119H123V118H121L122 117V114L121 115H118ZM40 114V115H39ZM53 114V115H52ZM87 114H88V116H87ZM112 114V115H111ZM4 115V116H3ZM86 116H87V118H86ZM140 116V115H139ZM28 117V118H27ZM48 117V118H47ZM55 117V118H54ZM57 117V118H56ZM79 117H81V118H83L84 120H81V118H79ZM112 117V118H111ZM3 118H4V120H3ZM8 120H7V119ZM16 118V119H15ZM33 120H32V119ZM117 118H118V120H117ZM31 119V120H30ZM39 119H41V120H39ZM45 119H47V120H45ZM52 119V120H51ZM56 119V120H55ZM10 120V121H9ZM24 120H26V121H24ZM38 120V121H37ZM63 120V121H62ZM9 121V123H5V122H8ZM15 121V122H14ZM18 121V122H17ZM19 121H21V123L19 122ZM77 121V122H76ZM80 121V122H79ZM122 121V120H121ZM30 122H31V124L33 125L34 124V126L36 127V130H35V132H41L42 134H43V136H45V139H44V141L42 142L44 145H45V147H44V145H43V148H42V151H41V147H38V151L36 152H34V150L32 149V147H27L26 145H24V144H22L20 141H22L23 140V133L25 132V127L24 126H26V125H28V124H30ZM35 122V123H34ZM48 122H52V123H49L48 124ZM63 122V123H62ZM16 123V124H15ZM24 123V124H23ZM38 123V124H37ZM65 123H67V125L65 124ZM78 123V124H77ZM82 123V124H81ZM5 124H7V125H5ZM10 124V125H9ZM14 124V125H13ZM26 124V125H25ZM45 124H46V126H45ZM53 124V125H52ZM2 125V126H1ZM13 125V126H12ZM11 126V127H10ZM59 126V127H58ZM4 127V128H3ZM23 129H22V128ZM55 127H57L58 129H56ZM80 127H81V130H80ZM2 128V129H1ZM41 128V129H40ZM46 128V129H45ZM60 128V129H59ZM76 128V129H75ZM84 128V129H83ZM19 129H22L21 131L19 130ZM54 129V130H53ZM65 129V130H64ZM193 129V128H192ZM191 129V130H192ZM15 132H14V131ZM56 130H57V132L58 133H56ZM62 130V131H61ZM5 131H6V133L8 134H6L5 133ZM10 131V132H9ZM75 131H77V132H75ZM2 132V133H1ZM12 132V133H11ZM70 132H72L71 133V135H70ZM79 132H82V134L81 133H79ZM101 132V133H100ZM105 132H107V134L105 133ZM16 135H15V134ZM22 133V134H21ZM47 133V134H46ZM52 133H54V134H52ZM73 133H75V134H73ZM96 133H97V135H99V133L100 134H102V135H99V136H101L102 137V139L103 140H106V139H109L110 137H109V134H108V131L107 130H105V129H102L101 131L99 130V128H97L96 129ZM64 136H63V135ZM115 134H116V132L115 133H113V138H110V139H113V140H116V141H118V136H115ZM9 135L11 136L10 137V139H9ZM62 136L63 137V142H59V138L57 137V136ZM69 135H70V139H69ZM117 135V134H116ZM3 136V137H2ZM20 136V137H19ZM74 136V137H73ZM77 136H78V138H77ZM106 136V137H105ZM18 137V138H17ZM32 137L33 136H31V140H32ZM48 137V138H47ZM53 137V139L51 140V138ZM13 138V139H12ZM105 138V139H104ZM6 141H5V140ZM184 139V140H183ZM182 139V142H184L185 144L187 143H189V140H187V136H185V138H183ZM2 140H3V142H2ZM18 140V141H17ZM30 140V141H31ZM47 140H50L49 142L47 141ZM73 140V141H72ZM76 140V141H75ZM86 140V141H85ZM6 142V144H5V142ZM12 141V142H11ZM15 141V142H14ZM52 141V142H51ZM67 141L69 142V143H67ZM72 141V142H71ZM18 142H19V144H22L23 146L21 147L19 144H18ZM34 142L35 141H32V145H34ZM75 142V143H74ZM84 142V143H83ZM11 143H13V145L11 146ZM71 143V144H70ZM83 143V144H82ZM60 144V145H59ZM16 146V147H15ZM24 146H26V147H24ZM66 146V147H65ZM74 146H75V148H74ZM187 146V145H186ZM5 147H7V148H5ZM12 147V148H11ZM52 147H53V150H51L52 149ZM54 147H55V149H54ZM81 147L83 148L82 150H81ZM3 148V149H2ZM10 148V149H9ZM18 148V149H17ZM20 148V149H19ZM2 149V150H1ZM11 149H13V150H11ZM57 149V150H56ZM60 149H61V151H60ZM80 149V150H79ZM11 150V151H10ZM19 150V151H18ZM22 150V151H21ZM25 150H26V152H25ZM80 152H79V151ZM85 150V151H84ZM15 151V152H14ZM47 152V154H46V152ZM54 151V152H53ZM65 151V152H64ZM78 151V152H77ZM88 151V152H87ZM8 152V153H7ZM13 154H12V153ZM28 152V153H27ZM59 152V153H58ZM18 153H22L21 155L23 156V158H25L26 157V159H31V162H30V164L27 166V167H24V168H21V167H16V165H11V160H14V159H17L16 157H19L17 154ZM32 153H34L33 155H32ZM49 153V154H48ZM58 153V154H57ZM63 153V154H62ZM76 153V154H75ZM6 156H5V155ZM10 154V155H9ZM30 154V155H29ZM47 157V159H46V157L44 156V155ZM88 154V155H87ZM25 155V156H24ZM31 155H32V158H31ZM40 155V156H39ZM54 155V156H53ZM58 155V156H57ZM83 155V156H82ZM7 158H5V157ZM11 156H14V157H12L11 159H10V157ZM29 156H30V158H29ZM39 156V157H38ZM53 156V157H52ZM90 156H91V154H90ZM97 154H93V159H96L97 157ZM37 157V159H35ZM204 157V158H203ZM68 158H70V159H68ZM8 159H9V161H8ZM55 159V160H54ZM57 159H59L60 160V163H59V160H57ZM98 159V158H97ZM101 159V158H100ZM111 159V158H110ZM110 159L108 160V162L107 163H103L102 161H100V162H98V163H95V167H96V169L97 170H99L100 169V165H102L101 167H103L104 169V171H105V173L107 172L108 173V170H110L111 171V162H110ZM201 159V160H200ZM36 160V161H35ZM62 160V161H61ZM71 160V161H70ZM77 160V161H76ZM81 160V161H80ZM199 160V161H198ZM198 160H197V162L195 163V161H191L190 162V164L191 165H193L195 168L196 167H198V164H199V167L200 166H202L203 165V160H205V156L203 155V154H200L199 156H198ZM3 161H6V162H4L3 163ZM35 161V162H34ZM39 161V162H38ZM43 161V162H42ZM68 163H67V162ZM75 161V162H74ZM38 163V165H37V163ZM2 163H3V165H2ZM10 163V164H9ZM34 165H33V164ZM55 163V164H54ZM73 163H75V164H73ZM212 163V162H211ZM8 164V165H7ZM36 164V165H35ZM40 164H41V166H40ZM42 164H43V169H42ZM54 164V165H53ZM61 164V165H60ZM10 165V166H9ZM97 165H99V166H97ZM105 165V166H104ZM107 165V166H106ZM6 167V168H4V167ZM13 166H14V168H13ZM35 167V168H33V171H32V168H30V167ZM40 166V167H39ZM47 166H49V167H51V168H49V167H47ZM62 166V167H61ZM109 166V167H108ZM10 167H12V171L14 170L15 171V173H17V174H14L12 171V173L13 174H11L10 173ZM46 167H47V169H46ZM70 167V168H69ZM87 167V166H86ZM2 168H4L3 170H2ZM7 168H8V170H7ZM20 168V169H19ZM45 168V169H44ZM60 168H62V169H60ZM18 171H17V170ZM24 169V170H23ZM29 169L31 170V171H29ZM52 169H54V170H52ZM66 169V170H65ZM68 169V170H67ZM74 169V170H73ZM78 169V170H77ZM82 169V170H81ZM119 168H113L112 169V172H113V174H114V176H115V174H117L118 172H120L119 170H118ZM19 170L22 172H20L21 174H19ZM40 170V171H39ZM50 170V171H49ZM60 170V171H59ZM28 171H29V173H30V175H29V173H28ZM37 171H39V172H37ZM48 171V172H47ZM176 171H178V169H176ZM32 172V173H31ZM41 172H43V173H41ZM58 172L60 173V174H58ZM67 172V173H66ZM101 171H98V173H100ZM117 172V173H116ZM106 173V174H107ZM6 175V177H5V175ZM36 174V175H35ZM42 174V175H41ZM60 176V178L58 177V175ZM61 174H63L62 176H61ZM10 175V176H9ZM16 175H18V176H20V177H18L17 176V178H15L16 177ZM33 175V176H32ZM41 175V176H40ZM50 175V176H49ZM37 176V177H36ZM44 176V177H43ZM93 174H92V176H91V174L89 173V174H83V183H86V184H89V185H95V187H97L98 186V184L100 183L101 184V182H103V180L104 181H107L106 179H101V181H100V179L99 178H97V177H99V175H95L94 176V179H93ZM117 177H118V174L116 175ZM3 177H5L4 179H3ZM40 177V178H39ZM47 177H52V178H46ZM59 179H58V178ZM63 177V178H62ZM85 177V178H84ZM90 179H89V178ZM6 178H7V180H6ZM8 178H10V180L8 179ZM21 180H20V179ZM29 178H31V179H29ZM37 178H39V179H37ZM43 178H45L44 180H43ZM54 178V179H53ZM55 178H57V179H55ZM72 178V179H71ZM19 179V180H18ZM25 179L26 180H31L30 181V187H29V194H28V192H27V190L26 189H24V191H23V188H25V187H23V184L26 182L25 181ZM52 179V180H51ZM65 179V180H64ZM126 179H128L126 176H124V178H123V181L125 180L126 181ZM33 180H35V181H33ZM37 180V181H36ZM42 180V181H41ZM50 181V182H47V181ZM72 180V181H71ZM92 180H93V183H91L92 182ZM4 181V182H3ZM16 181V182H15ZM19 183H18V182ZM28 181V182H29ZM39 181V182H38ZM45 181V182H44ZM69 181H71L70 183H69ZM5 182H8L7 184L8 185H6V183ZM15 182V183H14ZM24 182V183H23ZM34 182H35V184H34ZM3 183V184H2ZM14 185H13V184ZM23 183V184H22ZM40 183V184H39ZM45 183H48V184H46L45 185ZM96 183V184H95ZM127 183H130V180L127 182ZM1 184H2V186L4 185V187H2L1 186ZM17 184V185H16ZM39 184V185H38ZM99 184V185H100ZM115 184H117V183H115ZM10 185V186H9ZM25 185V184H24ZM45 185V186H44ZM56 185H58V187L56 186ZM6 186L7 187H10V188H6ZM13 186V187H12ZM33 186V187H32ZM49 188H48V187ZM52 186V187H51ZM54 186V187H53ZM56 186V187H55ZM73 186V187H72ZM23 187V188H22ZM71 187V188H70ZM4 188V189H3ZM36 189V190H33V189ZM57 188V189H56ZM15 189V190H14ZM22 189V190H21ZM61 189V190H60ZM64 189V190H63ZM72 189H74V191L72 190ZM78 189V190H77ZM2 190H5L6 191V194H5V192L4 191H2ZM34 191L33 193H31L32 191ZM41 190V191H40ZM52 190V191H51ZM8 191V192H7ZM22 193H21V192ZM42 191H44V192H42ZM45 191H47V193L45 192ZM63 191V192H62ZM12 192V193H11ZM17 192V193H16ZM36 192V193H35ZM35 193V194H34ZM41 193V194H40ZM58 193H60V194H58ZM72 193V194H71ZM4 194V195H3ZM11 194H13L12 196H11ZM28 194V195H27ZM31 194V195H30ZM43 194V195H42ZM71 196H74V197H70V195ZM7 195L10 197H7ZM17 197H16V196ZM26 195V196H25ZM39 195H40V197H39ZM48 195H50V196H48ZM15 196V197H14ZM22 198H21V197ZM36 197V198H40V199H42V197H44L43 199V201H44V203L42 204V203H39L38 205H36V206H34L32 203H33V200H30V199H32V197ZM46 196V197H45ZM66 196V197H65ZM7 199H6V198ZM19 197H20V199H19ZM59 197V198H58ZM180 198H183L184 197V195H181V196H179ZM61 198V199H60ZM9 199L11 200V201H9ZM73 199V200H72ZM6 200H8L7 202H6ZM29 200V201H28ZM53 200V201H52ZM55 200V201H54ZM60 200V201H59ZM124 200H126V198H124ZM13 201V202H12ZM28 201V202H27ZM47 201V202H46ZM49 201V202H48ZM4 202V203H3ZM11 202V203H10ZM23 202L26 204V205H22L23 204ZM55 202H57V203H55ZM62 202H64L63 204H62ZM9 203H10V205H9ZM14 203V204H13ZM17 203H19L20 204V206L21 207H23V206H29V207H31L30 209V211H29V213L26 215V214H24V213H20L19 214V212H17V211H19L18 209H16V207H15V204L19 207V204H17ZM46 203V204H45ZM49 203H52V204H49ZM55 203V204H54ZM70 203V204H69ZM72 203V204H71ZM180 203H182V202H180ZM5 204H7V205H5ZM14 205V207H15V209H13V205ZM33 205V206H31V205ZM42 204V207L40 206ZM54 204V205H53ZM60 204V205H59ZM65 204V205H64ZM48 205V206H47ZM57 205V206H56ZM6 208H5V207ZM38 206H40V207H38ZM43 206H45V208L43 207ZM47 206V207H46ZM49 206H50V208H49ZM67 206V207H66ZM3 207V209L1 210V208ZM56 207V208H55ZM58 207V208H57ZM48 208V209H47ZM72 208H73V206H72ZM41 209V210H40ZM66 209V210H65ZM38 210V211H37ZM45 211V212H44ZM50 211V212H49ZM64 211V212H63ZM32 213V215H30L31 213ZM34 212V213H33ZM49 212V213H48ZM43 215H42V214ZM68 213V214H67ZM21 214H22V216H21ZM55 214V215H54ZM67 214V215H66ZM29 216V217H28ZM30 216H31V218H30ZM35 216V217H34ZM47 216V217H46ZM69 218H68V217ZM14 217V218H13ZM27 219H25V218ZM33 217V218H32ZM43 217V218H42ZM50 217H51V219H50ZM13 218V219H12ZM31 220V219H33V221L31 220H29V219ZM46 218V219H45ZM1 219H2V221H1ZM37 219H38V221H37ZM53 219V220H52ZM66 219H68V220H66ZM24 220H26V221H24ZM41 220V221H40ZM45 220V221H44ZM52 220V221H51ZM56 222H58V223H56ZM64 220V221H63ZM28 221V222H27ZM31 223H30V222ZM34 221H36V222H34ZM48 223H47V222ZM71 221V222H70ZM52 222V223H51ZM55 222V223H54ZM60 222V223H59ZM67 222H69V223H67ZM24 223V224H23ZM29 223V224H28ZM37 225H36V224ZM46 224L45 226L43 225V224ZM75 223H76V225H75ZM35 224V225H34ZM49 224V225H48ZM53 224H57V225H53ZM60 224V225H59ZM67 224V225H66ZM10 228H9V227ZM23 226L25 227L24 229H23ZM28 226V227H27ZM44 226V227H43ZM50 226V227H49ZM52 226V227H51ZM69 226V227H68ZM70 226H72V227H70ZM33 227H34V230L36 229L37 230V232H36V230L34 231L33 230ZM56 227V228H55ZM63 227H65V228H63ZM18 228V229H17ZM51 228V229H50ZM83 228V227H82ZM255 229L253 230V232H252V234H251V241H252V251L254 252L253 254H252V256L253 255H255L254 256V258L253 257H251V255H247L245 258H241V256L239 255V254H233V255H231L230 257H232L233 259H231L230 257H229V259H228V261L230 262L229 264H247V263H249V264H264V257H263V255H264V226H262V227H260L259 225H256L255 227H254ZM13 229V230H12ZM30 229V230H29ZM261 229V230H260ZM13 232H12V231ZM26 230V231H25ZM41 230V231H40ZM52 230H55V231H52ZM256 230V231H255ZM41 232V234L43 235L42 237H41V235H40V233L39 232ZM52 231V233H50ZM72 231V232H71ZM6 232V233H5ZM27 232H28V234H27ZM30 232V233H29ZM32 232V233H31ZM44 232V233H43ZM46 232H47V234H46ZM259 232V233H258ZM261 232H262V234H261ZM11 235H10V234ZM26 235H25V234ZM9 234V235H8ZM14 234H19V238H18V235L16 236V238H15V236H14ZM257 234V235H256ZM259 234V235H258ZM2 235V236H1ZM27 235H28V237H27ZM33 235V236H32ZM39 235H40V237H39ZM48 235V236H47ZM58 235V236H57ZM260 235H261V238H262V240H261V238H260ZM23 236H25V237H27V238H23ZM30 236V237H29ZM36 236H38V237H36ZM61 238H60V237ZM69 236V235H68ZM5 237V238H4ZM9 237H10V239H9ZM12 237V238H11ZM53 237V238H52ZM57 237H59L58 239H57ZM15 238V239H14ZM23 238V239H22ZM68 238V237H67ZM253 238V239H252ZM6 239V240H5ZM8 239V240H7ZM22 239V240H21ZM26 239V240H25ZM59 239H61V246H59L58 244V240ZM5 240V241H4ZM12 240V241H11ZM34 240H35V243H34ZM36 240H37V244H36ZM40 240V241H39ZM49 240V241H48ZM259 240H261L260 242H258ZM16 241V242H15ZM27 241V242H26ZM32 241V242H31ZM21 242H23V243H21ZM263 242V243H262ZM15 244V246H14V244ZM17 243V244H16ZM34 243V244H33ZM53 243H55V245H53ZM64 243V244H63ZM262 243V244H261ZM261 244V245H260ZM28 247H27V246ZM34 245V246H33ZM50 245H53V247H51ZM5 246H6V248H5ZM21 246V247H20ZM26 246V247H25ZM58 246V247H57ZM30 247H32L33 249L31 250V252H29L30 251ZM45 247H46V249H45ZM47 247H48V249H47ZM255 247V248H254ZM12 248H13V250H12ZM15 248H17V249H15ZM21 248H23V249H21ZM39 248V249H38ZM42 248V249H41ZM49 248H53V249H49ZM59 250H58V249ZM261 248H262V250H261ZM18 249H20V250H18ZM34 250V251H33ZM42 250V251H41ZM66 250V251H65ZM259 250V251H258ZM33 251V252H32ZM40 252V253H38V252ZM61 251V252H60ZM29 252V253H28ZM41 252H42V254H44V256L41 254ZM49 252H51L50 254H49ZM59 254H58V253ZM64 252V253H63ZM66 252V253H65ZM261 252V253H260ZM53 253V254H52ZM8 254V255H7ZM67 254V255H66ZM257 254H259V255H261L262 254V256H259V257H257L256 255ZM3 255H4V257H3ZM34 255V256H33ZM42 255V256H41ZM48 255V256H47ZM63 255V256H62ZM239 255V256H238ZM35 256H36V258H35ZM3 257V258H2ZM32 257H33V259H32ZM38 257V258H37ZM43 257V258H42ZM249 257V258H248ZM262 258V260H261V258ZM4 258H6V259H4ZM66 258V259H65ZM235 258H237V259H235ZM253 258V259H252ZM28 259H30V260H28ZM61 259V260H60ZM245 259V260H244ZM8 260V261H7ZM32 260V261H31ZM34 260H35V262H34ZM239 260V261H238ZM247 260H249V261H247ZM252 260V261H251ZM256 260H257V262H256ZM66 261V262H65ZM234 261V262H233ZM250 261H251V263H250ZM38 262V263H37ZM254 262V263H253ZM78 264V263H77ZM90 264H92L91 262H90Z\"/></svg>",
    "mask_w": 264,
    "mask_h": 264
}]
</instances>
